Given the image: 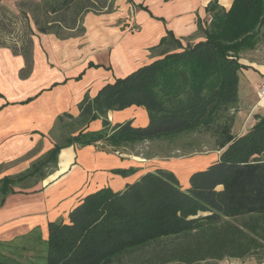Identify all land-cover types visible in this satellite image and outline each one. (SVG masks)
Returning a JSON list of instances; mask_svg holds the SVG:
<instances>
[{"label":"trees","instance_id":"obj_1","mask_svg":"<svg viewBox=\"0 0 264 264\" xmlns=\"http://www.w3.org/2000/svg\"><path fill=\"white\" fill-rule=\"evenodd\" d=\"M114 0H22L18 13L0 5V46L26 58L34 31L67 38L84 33L82 17L113 11ZM209 20L197 22L202 39L191 42L167 30L151 50L156 58L103 85L78 103V117H65L76 131L65 135L24 171L0 179V204L14 187L43 179L56 166L63 147L126 143L203 131L214 137L215 158L191 170L187 185L175 171L158 166L141 172L119 190L95 189L65 214L47 222L40 263L0 250V264H198L224 258L264 257V115L243 134H232L238 106L240 54L254 49L264 27V0H218L205 7ZM34 27L32 26V24ZM28 60V59H27ZM92 65V64H90ZM145 111L111 123L109 111ZM101 121L96 130L87 128ZM76 127V128H75ZM129 176L135 168L113 169ZM8 246V245H6ZM16 247V246H15ZM14 247V248H15ZM25 247V246H23ZM34 252L37 250L33 249ZM39 257V255H37ZM13 257V258H12Z\"/></svg>","mask_w":264,"mask_h":264},{"label":"crops","instance_id":"obj_2","mask_svg":"<svg viewBox=\"0 0 264 264\" xmlns=\"http://www.w3.org/2000/svg\"><path fill=\"white\" fill-rule=\"evenodd\" d=\"M209 1L115 0L117 11L84 16L83 34L59 38L34 31L28 58L0 46V179L24 171L65 136L71 120L57 118L64 113L78 117L77 105L85 93L94 97L106 83L154 60L156 52L151 49L167 30L183 43L202 39L197 22L209 20L205 10ZM231 3L218 0L225 10ZM133 26L136 29L130 30ZM261 33L249 55L240 54L245 68L239 71V100L231 129L235 137L253 126L255 114L264 115V93L258 95L264 85V27ZM240 74L247 77L243 83ZM128 118L135 125L147 121L145 111L136 107L107 113L112 124ZM100 127L99 119L87 125L91 130ZM130 166L136 172L129 176L111 172ZM55 167L45 178L14 187L15 192L5 196L0 204V245L18 246L13 241L35 229L45 239L47 222L65 214L85 194L103 186L119 190L145 171L99 145L63 147Z\"/></svg>","mask_w":264,"mask_h":264},{"label":"rangeland","instance_id":"obj_3","mask_svg":"<svg viewBox=\"0 0 264 264\" xmlns=\"http://www.w3.org/2000/svg\"><path fill=\"white\" fill-rule=\"evenodd\" d=\"M20 1L22 0H0V5L1 4L4 5V7L11 13H18L17 10L19 9L18 7ZM35 1H39V0H35ZM115 11H117V9L114 0L113 11H111V13ZM88 14L100 15V13L95 14L92 12H89ZM84 16L82 17V25L85 19ZM30 23L32 24V22ZM32 26L34 27L33 24ZM135 29L136 26L130 27V30H135ZM248 53L249 52L247 50V54ZM248 55H243V57L249 58ZM244 77L247 78L246 76L240 74L241 83L245 82ZM66 125L67 126L64 129L65 135L68 136V135L76 134V133L71 134L74 130L73 126L69 127L68 124ZM59 130L60 132L62 131L61 128ZM75 131L77 130L75 129ZM96 145H99V147L102 148L101 144L98 143ZM104 149L107 152H113L117 157H119L123 161H131L136 163V165H138V168H140V170L144 169L145 171H148L158 166L169 168L175 171L178 178L184 185H187L186 184L187 176L192 169L204 166L209 161H211L219 152L218 149H216L215 147L214 137H212L209 133L203 131L184 133L177 137H172V138H159V139L145 140L140 142L126 143L117 148L107 147V148H103V150ZM134 167L135 166H133L132 168ZM55 168L56 167L51 168L50 173H52V171ZM114 169H123V168H114ZM117 175L123 176V173L118 172ZM33 183H35V179L32 178L25 181L23 185L29 186ZM34 236L37 237V240H39V235L36 232H30L27 237L20 236L13 241V243H19V245L16 246L15 248L14 246L8 248V246L1 244L0 250L6 252L5 253L6 255L9 254L10 252L5 251V249L6 250L12 249V251L15 252L14 255L12 254V256L18 259L19 261H25L26 259H28V257H30L31 259L34 260L37 259V261L42 263L41 256L46 246L45 243L42 241L40 244H38L39 242L37 240L35 242V240H33ZM35 247L37 248V250H35L34 252L33 249H35ZM37 255H39V257ZM168 264H180V263L172 262ZM198 264H264V257L263 259L260 260L257 256L251 255L243 259L224 258L219 261L206 260Z\"/></svg>","mask_w":264,"mask_h":264},{"label":"built area","instance_id":"obj_4","mask_svg":"<svg viewBox=\"0 0 264 264\" xmlns=\"http://www.w3.org/2000/svg\"><path fill=\"white\" fill-rule=\"evenodd\" d=\"M264 93V85L260 86L258 89V95L261 96Z\"/></svg>","mask_w":264,"mask_h":264}]
</instances>
